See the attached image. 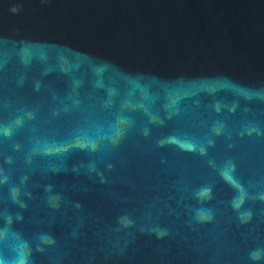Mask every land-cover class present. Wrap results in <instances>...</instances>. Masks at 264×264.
Instances as JSON below:
<instances>
[{
  "label": "water",
  "instance_id": "95a60500",
  "mask_svg": "<svg viewBox=\"0 0 264 264\" xmlns=\"http://www.w3.org/2000/svg\"><path fill=\"white\" fill-rule=\"evenodd\" d=\"M0 264H264V0H0Z\"/></svg>",
  "mask_w": 264,
  "mask_h": 264
}]
</instances>
